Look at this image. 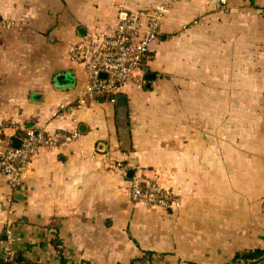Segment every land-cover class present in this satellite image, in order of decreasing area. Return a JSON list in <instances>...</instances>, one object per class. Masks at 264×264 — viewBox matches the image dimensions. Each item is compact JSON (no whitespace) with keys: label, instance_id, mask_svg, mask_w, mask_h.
I'll use <instances>...</instances> for the list:
<instances>
[{"label":"crops","instance_id":"1","mask_svg":"<svg viewBox=\"0 0 264 264\" xmlns=\"http://www.w3.org/2000/svg\"><path fill=\"white\" fill-rule=\"evenodd\" d=\"M158 7L144 89L80 105L90 78L70 48ZM28 129L78 136L41 150L17 191L0 174V261L5 246L16 264H229L264 250V0H0V155ZM133 178L176 206L133 203Z\"/></svg>","mask_w":264,"mask_h":264},{"label":"built area","instance_id":"2","mask_svg":"<svg viewBox=\"0 0 264 264\" xmlns=\"http://www.w3.org/2000/svg\"><path fill=\"white\" fill-rule=\"evenodd\" d=\"M221 4L225 5L226 0H221ZM164 14V7L129 14L125 20L119 21L112 35L93 34L86 41L70 48V61L83 66L90 78L79 100L80 105L86 100L96 101L101 98L114 104L121 89L127 85L138 90L144 89V62L151 46L159 39ZM77 136V132L46 134L44 131L28 129L18 139L19 148H9L0 155V174L5 176L9 188L17 191L29 162L41 150L70 144ZM113 168L127 176L128 170L122 163L115 164ZM129 192L133 203L152 209L167 211L176 206L173 194L158 183L133 178ZM14 257L13 250L5 246L2 258L4 263L13 264Z\"/></svg>","mask_w":264,"mask_h":264},{"label":"trees","instance_id":"3","mask_svg":"<svg viewBox=\"0 0 264 264\" xmlns=\"http://www.w3.org/2000/svg\"><path fill=\"white\" fill-rule=\"evenodd\" d=\"M100 101H103L104 99H99ZM264 260V250H256L254 252H250L247 254H239L237 255L231 263L229 264H254L259 263ZM16 257H14V263L16 264ZM0 264H5L3 260L0 261Z\"/></svg>","mask_w":264,"mask_h":264},{"label":"water","instance_id":"4","mask_svg":"<svg viewBox=\"0 0 264 264\" xmlns=\"http://www.w3.org/2000/svg\"><path fill=\"white\" fill-rule=\"evenodd\" d=\"M126 17H127V15L126 14H123L122 20H125ZM80 33L83 34L84 33L83 30H81ZM62 82L65 83L64 82V78H62ZM123 101H124V98L123 97H117V102H118V105L119 106L123 103ZM19 147H20V141L19 140H15L14 141V144H13V148L14 149H17ZM127 176L129 178H131L133 176V172H129ZM16 198L20 200V197L19 196H16Z\"/></svg>","mask_w":264,"mask_h":264}]
</instances>
